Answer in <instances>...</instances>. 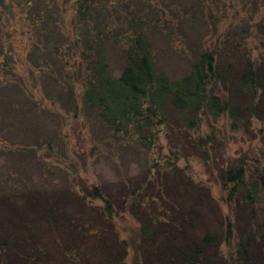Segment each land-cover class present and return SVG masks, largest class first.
Listing matches in <instances>:
<instances>
[{
  "label": "trees",
  "instance_id": "16d2710c",
  "mask_svg": "<svg viewBox=\"0 0 264 264\" xmlns=\"http://www.w3.org/2000/svg\"><path fill=\"white\" fill-rule=\"evenodd\" d=\"M179 7L180 0H0V28L19 16L37 40L34 64L46 69L35 82L51 85V103L76 112L73 86L79 85L81 111L95 117L103 140L125 142L145 159L161 131L169 146L165 155L144 160L142 173L113 187L40 185L21 166L1 174L0 202L13 201L0 212V264H264V149L252 145L257 138L264 145V18L252 57L246 41L230 31L212 46L189 39ZM187 21L192 30L194 20ZM164 42L176 43L186 59L182 75L157 64ZM9 63L0 61V104L9 91L17 97L0 108V125L11 119L20 130L10 112L27 122L40 113L13 83ZM219 120L225 121L220 127ZM38 132L15 145L52 148ZM236 134L247 138L248 148L231 157L225 147ZM32 151L25 164L49 177V166ZM190 156L216 170L222 199L178 164ZM65 199L76 211L66 210ZM219 203L232 216L243 211L242 223L229 220ZM127 218L135 224L121 236L116 221Z\"/></svg>",
  "mask_w": 264,
  "mask_h": 264
},
{
  "label": "rangeland",
  "instance_id": "374dc122",
  "mask_svg": "<svg viewBox=\"0 0 264 264\" xmlns=\"http://www.w3.org/2000/svg\"><path fill=\"white\" fill-rule=\"evenodd\" d=\"M178 10L182 11L180 19L185 22L182 30L190 37L189 39L196 36L206 42L205 44L212 46L216 41L219 43V39L225 37L230 31V33L235 34V38H243L246 41L247 50L252 57L258 55L260 48L257 44L259 37L257 25L264 18V0H180ZM189 18L194 20L192 30L186 26L187 23L190 26V22L187 21ZM21 22L19 16L7 17V21L1 26L0 35L4 37L5 42L0 61L9 60V64L12 66L10 78H12L13 83L18 84L16 87L26 90L24 93L31 100V103L37 106L40 116L27 122L19 114L10 112V118L11 116L16 117L22 122L20 130L9 124L11 122L10 118H8L10 119L9 122H2L0 125V175L11 173L21 166L28 174L27 176L40 185L52 183L60 189L65 182H69L73 189H75L74 187L85 188L91 184L113 187L124 177L133 178L142 173L145 168L144 160L151 161V159L167 153L169 146L164 131L159 134V141L155 150L148 154L146 159L137 155L132 147L125 144V142L109 141L106 137L103 140L102 136H105L104 129L98 125L95 117L81 111L79 96L81 95V87L79 85L73 86L74 98L77 104L76 112L73 107L69 108L67 105L63 107L62 104V108L58 102L51 103L47 96L52 89L51 85L47 84L43 88L44 84L41 85L40 80V82H35L37 74H39L38 70L40 68H42V71L46 69L44 64L39 66L34 64V61H38L39 49L37 47L33 49L32 46L35 45L37 40L33 41L27 27ZM161 46L159 49L161 56H156L157 64L171 68L176 76L182 75L187 69V61L173 49L176 47V43H167L166 46V42H164ZM208 49H211V47H208ZM239 69H236L237 76L242 68ZM115 70L118 71V69ZM54 74L55 77H59L57 70ZM19 96L21 95L19 94ZM16 97L15 91L7 92L4 103L0 104V108L6 107L10 100ZM6 116H8V113ZM223 123L225 121L219 120L215 125L220 127ZM35 131L41 133L38 132L42 140L51 139L52 148H47L44 145L33 149L31 146L25 148V146L15 145L16 141L28 142L29 138H26L30 134L32 135L30 138L33 137L37 133ZM23 136H25V139L21 140ZM252 142L256 149H264L263 143L258 138L252 140ZM247 144V138L244 140L239 134L232 136L225 147L226 155L235 157L244 153L247 151ZM10 147L12 151L5 150V148ZM32 150L36 151L35 154L41 162L44 161L49 166L51 171L49 177H41L39 172L37 174L30 171L25 164V161L30 160L27 156L28 153H34ZM178 164L187 168L193 181L208 187L214 199H222L223 192L215 179L216 170H208L203 161L194 156L180 159ZM11 201L13 200H8L7 197L2 199L0 212H6L8 210L6 205L12 203ZM63 202L66 203L68 212L76 211L77 207L72 205L70 201L65 199ZM94 203L99 204V201L95 200ZM220 209L224 215H229V220L232 222L236 223L239 220V224L242 223L243 211H239L232 216L230 208L222 203ZM199 210L203 209L200 207ZM203 215V218L208 220L207 222L213 221L208 212L203 213ZM116 224L119 227L120 235L128 236L132 232L135 223L127 218L117 219ZM39 226L41 227L39 228V237L47 241L45 239V228ZM54 259L56 260V258Z\"/></svg>",
  "mask_w": 264,
  "mask_h": 264
}]
</instances>
